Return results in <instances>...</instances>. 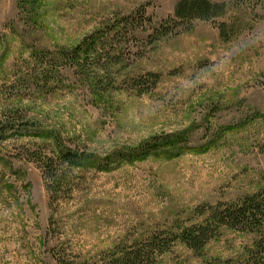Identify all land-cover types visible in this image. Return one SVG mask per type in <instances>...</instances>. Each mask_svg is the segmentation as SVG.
Wrapping results in <instances>:
<instances>
[{
	"label": "rangeland",
	"instance_id": "rangeland-1",
	"mask_svg": "<svg viewBox=\"0 0 264 264\" xmlns=\"http://www.w3.org/2000/svg\"><path fill=\"white\" fill-rule=\"evenodd\" d=\"M177 1L0 0V264H109L264 187V0H208L223 11L181 21L99 97L38 58L139 6L157 25ZM60 149L95 160L54 198L37 156ZM256 239L221 226L201 254L175 239L153 264H245Z\"/></svg>",
	"mask_w": 264,
	"mask_h": 264
},
{
	"label": "trees",
	"instance_id": "trees-1",
	"mask_svg": "<svg viewBox=\"0 0 264 264\" xmlns=\"http://www.w3.org/2000/svg\"><path fill=\"white\" fill-rule=\"evenodd\" d=\"M177 2L173 16L157 25H151V17L139 6L128 15L118 13L105 19L100 27L89 32L72 48L42 51L38 58L41 61L47 60L46 65L52 75L53 72L54 75L57 73L59 66L70 67L78 79L87 84L93 95L99 97L116 88L117 75L135 59L143 57L147 53L146 47L153 46L165 36L179 34L178 26L181 21L190 22L196 18L211 20L224 9V4L208 0ZM157 78L158 74L148 73L139 76L137 81L143 84L142 80L146 79L145 82H148L152 79L154 85ZM156 147V142L153 145L145 144L140 148V156L149 155ZM94 160L92 153L74 152L70 149L37 156L46 189L54 198L61 192L68 172L76 168H88ZM221 226L256 234L257 239L248 251L245 264H264V187L235 202H220L208 207L206 216L200 223L186 226L177 234L155 232L145 241L125 247L116 246L111 250L109 264H153L157 256L166 252L175 239H180L186 247L201 254L205 244L217 237Z\"/></svg>",
	"mask_w": 264,
	"mask_h": 264
}]
</instances>
